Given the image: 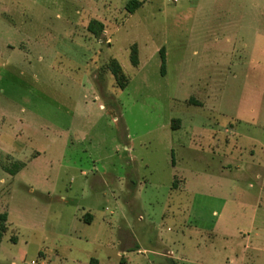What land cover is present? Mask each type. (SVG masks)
<instances>
[{
    "label": "rangeland",
    "instance_id": "374dc122",
    "mask_svg": "<svg viewBox=\"0 0 264 264\" xmlns=\"http://www.w3.org/2000/svg\"><path fill=\"white\" fill-rule=\"evenodd\" d=\"M128 1L0 0V264H264V0Z\"/></svg>",
    "mask_w": 264,
    "mask_h": 264
},
{
    "label": "trees",
    "instance_id": "16d2710c",
    "mask_svg": "<svg viewBox=\"0 0 264 264\" xmlns=\"http://www.w3.org/2000/svg\"><path fill=\"white\" fill-rule=\"evenodd\" d=\"M141 2L137 1V0H130L127 2V4L125 5V10L128 13H133L138 7H140ZM87 30L88 32H90L92 35L97 36L98 32H101L103 30V25L95 20H91L88 23L87 26ZM159 54L161 57V73H163V70L165 68V55H164V49L161 48L159 50ZM129 62L133 67H137L139 60H138V51L136 48V45L133 44L130 47V52H129ZM113 76L116 85L118 86V88L120 89H124L127 85V79L124 76V74L122 73V69L120 67V65L115 61V60H110L107 64H105V67ZM180 125L179 120H173L171 123V128L173 129H178ZM87 217H89V219L91 218L90 215H87ZM89 219H85L84 218V222L89 223L90 220ZM6 222H7V215L6 213H1L0 214V240L3 236V234L6 232ZM175 264V263H174Z\"/></svg>",
    "mask_w": 264,
    "mask_h": 264
},
{
    "label": "crops",
    "instance_id": "0c3cea01",
    "mask_svg": "<svg viewBox=\"0 0 264 264\" xmlns=\"http://www.w3.org/2000/svg\"><path fill=\"white\" fill-rule=\"evenodd\" d=\"M222 173V172H221ZM257 177H259V175H257ZM7 215V214H6ZM87 215H90V214H85L83 216H77L76 218L80 221L82 220L84 222V218L85 219H89V217H87ZM91 216V215H90ZM90 222H92V216L91 218L89 219ZM7 222H8V215H7ZM89 222V223H90ZM86 223V222H85ZM88 223V224H89ZM252 230H255L256 231V234L259 233L260 231L264 230V226L263 224H254L253 223V227H252ZM125 253V252H124ZM169 255H171V253H169ZM172 257V255H171ZM84 264H101L100 260L98 258H94V257H90V258H87L86 260H84ZM231 263V262H230ZM31 264H34L33 262Z\"/></svg>",
    "mask_w": 264,
    "mask_h": 264
}]
</instances>
